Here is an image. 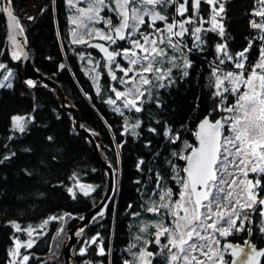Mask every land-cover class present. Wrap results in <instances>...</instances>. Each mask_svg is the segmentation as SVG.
Masks as SVG:
<instances>
[{
  "label": "trees",
  "instance_id": "obj_1",
  "mask_svg": "<svg viewBox=\"0 0 264 264\" xmlns=\"http://www.w3.org/2000/svg\"><path fill=\"white\" fill-rule=\"evenodd\" d=\"M180 2L178 0L175 6H157V10L168 16V22H172L173 17L183 20L192 15L191 0L186 5L189 12L184 17L176 13ZM220 2L224 5L221 16L224 36L211 31L210 7L202 1L198 15L193 16L194 22L186 24L189 32L178 37L182 41L179 48L166 49L167 59L174 58L178 66L172 68L173 83L169 85L165 80L167 86L153 89L151 96L145 92L139 102L141 111L136 112L117 102L115 105L107 102L115 99L113 87L124 88L111 79L109 72L111 68L118 78L121 77L122 73L114 67L118 58L110 64L96 51L87 50L88 44L78 45L71 41L72 11L66 0H12L15 16L24 29L32 65L60 86L77 109L79 126L98 138L101 156L115 172V199L74 246L75 251L85 238L98 236L104 253L97 252V244L82 256L73 251L77 264L85 261H88L86 264H125V261L138 264L141 251L158 252L154 225L162 220L167 226L173 217L164 208L160 213L146 209L155 206L154 202L166 203L167 199L160 201L159 195L168 189L173 193L171 200L178 199L179 177L186 176L182 171L186 160L179 156L190 155L197 147L196 131L200 120L209 116L215 121L224 116L219 110L222 97L213 94L216 91L213 70L221 65L232 69L233 63L241 60L239 53L246 48L244 63L251 69L259 62L260 50L264 47L261 39L264 27L253 26L264 25V15L256 14L264 12V0ZM109 12L106 9L104 15H111L112 24L116 25L118 15L115 11ZM157 24L165 27L164 22L157 21ZM195 27L201 28L197 34L200 41L194 38ZM141 30L149 31L143 25ZM222 40L226 41V53L218 55L216 46ZM122 46V41L118 42L117 50ZM185 59L191 65L188 68L184 67ZM221 59L223 64L219 63ZM0 64L4 65L0 68V78L4 80V76L11 73L5 84L11 87L0 89V264H19L24 255L30 257L25 264H64L65 238L79 218L103 198L106 175L91 144L75 131L72 114L61 107L47 88L39 85L30 88L24 83L19 64L8 55L6 18L2 11ZM162 67L171 66L166 60ZM92 69L99 73L96 84ZM185 71L187 76L183 75ZM229 101L226 106H230ZM117 108L120 111H116ZM16 116L23 117L22 132L12 119ZM74 176L94 190L88 195L77 192L73 198L68 188ZM259 192L264 193L263 186ZM62 215L66 216L59 234L55 224L48 225L46 232H38L32 239L24 233L50 217ZM14 224L21 230L17 231ZM145 227L147 230L141 232ZM243 227L245 230L233 231L221 242L229 240L243 244L249 240L257 248H264V232L260 231L264 220L255 218L252 223L243 220ZM55 237H58L57 243ZM15 240L22 246L17 260L11 263ZM29 240H34L33 246H23ZM42 256L45 258H40ZM223 257L225 264H230L228 250L224 249ZM261 264H264V257Z\"/></svg>",
  "mask_w": 264,
  "mask_h": 264
},
{
  "label": "snow or ice",
  "instance_id": "obj_2",
  "mask_svg": "<svg viewBox=\"0 0 264 264\" xmlns=\"http://www.w3.org/2000/svg\"><path fill=\"white\" fill-rule=\"evenodd\" d=\"M204 2L212 6L211 31L219 29V35L223 36V24L217 20V17H220L221 13L224 12L223 3L220 0H204ZM114 3L116 7L113 11L118 12L119 23L113 25L111 18H108L106 20L107 32L104 29H99L95 30L94 34L110 45L117 44L119 40L127 41L131 47L109 51L108 47L103 44L90 46L97 47L105 53L110 64L115 62L117 56L128 61L127 67H122L119 63L115 65L123 73L122 77L118 78L111 68H109V72L113 81L131 85V87L126 91H118L113 87L111 91L115 93V99H109L107 102L115 105L117 100L122 99L125 108L140 112L141 107L137 104L138 97H143L145 92L151 96L153 89L166 87L165 80L169 85L173 83L172 67L178 66L175 64L174 58L167 59L169 53L166 49L179 48L182 41H174L173 38H182L189 32L185 25L194 22L193 16L198 15L201 0H191L192 15L183 20H176L173 17L172 22H168V16L161 14V11L157 10V6L161 8L167 5L175 6L178 0H114ZM188 3L189 0H183V3L178 4L176 7L177 15L184 17L185 13L189 12V7H186ZM217 4L219 5L218 8L216 7ZM100 6H106L105 0H93L87 10L80 9V12L82 14L95 13V15H88V20L104 19L99 17ZM0 11L7 12L11 17L14 30L18 28L21 33L24 31L20 27L18 18L13 15L10 9L5 7ZM256 14L264 15V12ZM145 17L148 19L146 20ZM157 21L164 22L165 27L161 28ZM142 25L146 26L149 31H142ZM79 26L85 29L88 27L83 22ZM253 26L264 27L260 24H253ZM177 27L180 29L179 31H175ZM200 31V27H195L193 30L197 41L201 40L200 36L196 35ZM87 34L93 35L92 32H87ZM73 36L76 37L75 31ZM11 39L13 43H16L15 35H12ZM261 39H264V36ZM73 43L86 44L87 41L81 36L74 39ZM216 47L218 52L224 51L226 53V45L218 44ZM137 49L139 52L136 51ZM247 51L246 48L239 53L241 60L235 63L237 69L244 68L242 61L246 59L245 52ZM21 55L22 52L19 50L13 53L16 59H19ZM166 60L172 67L166 69L162 67ZM219 63L223 64L224 60L221 59ZM190 66V63L185 59L184 67ZM3 67L4 65L0 64V68ZM60 67L63 68L64 65H60ZM255 69H260L261 72H257ZM216 71V69L213 70V75L215 76L217 91L213 94L226 99L223 96L224 93H236L235 103L231 106H224L222 109L225 112L236 114L231 117H222L215 122H210L208 118H205L199 124V130L196 132L199 147L193 148L190 155L179 156L180 159L187 161V166L182 169L186 176L179 177L178 182L181 191L178 193V199L172 201L173 193L171 189H168L159 195L160 201L167 199L166 203L156 204L154 202L155 206L146 209L149 212L160 213V209L164 208L173 217L167 226L162 220L154 225L156 228L155 243L159 244L160 237L166 236L167 243L163 247L171 254L170 258L173 262L183 259L185 264H225L224 257L215 247L221 243L216 235L228 237L233 234V231L245 230L243 220H247L249 214L243 212V220H241L242 210L252 209L256 204L264 206V198H259L257 192V189L262 188L261 179H264V47L260 50L259 62L249 75L245 76L244 72L229 71L221 76L216 75ZM10 75V72L5 75L4 80H8ZM183 75L187 76V71ZM226 81L229 86H225ZM26 83L29 86L34 84L32 80H28ZM241 84L247 88V91L240 92L238 86ZM5 86L11 87L10 84L0 83V87ZM143 86L148 87L141 91ZM97 91L99 92V87H97ZM129 96L133 98L128 99ZM116 111H120V109L117 108ZM12 119L15 126L21 132L24 131L23 117L16 116ZM225 125H228L229 134L222 132ZM176 139L179 137L177 136ZM174 155L177 154L174 153ZM237 172L239 175L236 174ZM250 173L260 174L261 178L248 179ZM224 186H227L229 190H226ZM79 187L84 195H88L90 191L94 190L91 185L87 187L80 185ZM235 189H239V191H235ZM68 192L72 193L73 198H75V193L71 187L68 188ZM237 205H239V210ZM260 214L264 216V210H261ZM100 215L103 213L101 212ZM161 215L163 214L161 213ZM50 219L55 220L57 217ZM238 220L241 221L240 224H237ZM44 223L47 224L48 220H45ZM14 227L17 231L21 230L18 224H14ZM146 230L147 227L140 231ZM27 231L28 235L31 236L34 230L29 227ZM80 231L82 232L83 229ZM260 231L264 232V227ZM203 233L211 234L205 235ZM95 242L96 238L90 241V243ZM33 243L34 241L29 240L23 246L31 248ZM245 244L250 249L248 252H245L244 248L232 244H226L222 247L225 250L232 249V255L236 257L243 253L241 264H259L257 258L264 255V251L257 250L248 241H245ZM21 246L20 241L17 240L16 250L11 254L19 255L18 250ZM85 252L86 248H82L81 254ZM103 253L104 249L101 247L100 254ZM195 253L199 255H195ZM152 255L153 253L148 251L139 253L144 264H151L149 257ZM22 259L27 261L29 257L24 255ZM125 264H129V262L125 261ZM231 264H236V261H231Z\"/></svg>",
  "mask_w": 264,
  "mask_h": 264
},
{
  "label": "rangeland",
  "instance_id": "obj_3",
  "mask_svg": "<svg viewBox=\"0 0 264 264\" xmlns=\"http://www.w3.org/2000/svg\"><path fill=\"white\" fill-rule=\"evenodd\" d=\"M204 2V0H201V2ZM66 2L69 4V6L71 7V14H70V23H71V25H72V27H71V29H70V37H71V41L73 42V40L74 39H76V38H79V37H83V39L85 40V41H87V43L86 44H82V43H74V44H78V45H84V46H86L87 44H89L90 42H92V41H95V40H100L98 37H96L95 36V30H99V29H104L106 32H107V25H106V20L108 19V18H111V15H109V16H105L104 15V11L107 9L108 11H110L109 13H115L116 12V14L118 15V12L117 11H113V9L116 7V5H115V3H114V0H105V5L106 6H100L99 7V17H102V18H104V19H99V18H97L96 20H88L87 19V16L88 15H95V13H87V14H82L81 12H80V9H84V10H87L88 9V7H89V5L90 4H92L93 3V0H66ZM180 3H183V0H181V2ZM209 7H210V11H211V14H210V17H209V27L210 28H212V24H211V16H212V6L211 5H209ZM216 7L218 8L219 7V5L217 4L216 5ZM0 8L2 9V7H1V0H0ZM221 16H222V13H221ZM221 16L220 17H217V20L218 21H220V22H222V20H221ZM145 19L147 20L148 19V17H145ZM111 20H112V18H111ZM73 21H76V23H73ZM81 22H83L84 24H86L88 27H87V29H85V28H83V27H80L79 25L81 24ZM204 22V19L202 20V23ZM103 24V26L101 27L100 26V24ZM119 23V19H118V21H117V24ZM202 23L200 24V26H202ZM223 24V23H222ZM142 27V26H141ZM185 27H186V25H185ZM224 27V26H223ZM16 30H18L19 31V33H21L20 32V30L17 28ZM180 29L177 27L176 29H175V31H179ZM75 31V33H76V37H74L73 36V32ZM87 32H92L93 33V35L92 36H89L88 34H87ZM216 33L219 35V29H217L216 30ZM194 35V34H193ZM197 35V34H196ZM262 35L264 36V28L262 29ZM220 37H223V36H221V35H219ZM133 38H135V37H133ZM194 38H195V35H194ZM21 39L24 41V38H23V35L21 34ZM173 40L175 41V40H178V37H174L173 38ZM264 40V39H263ZM103 41V40H102ZM117 42H119V41H117ZM104 43H105V41H104ZM122 43H123V46L121 47V48H128V47H131V45L127 42V41H122ZM106 44L108 45V43L106 42ZM220 44H224V45H226V41L225 40H222L221 41V43ZM110 45V44H109ZM108 45V46H109ZM27 47V46H26ZM87 47V46H86ZM119 50V49H118ZM136 51H138L139 52V50L137 49ZM224 53V51H220V52H218L217 51V54L218 55H221V54H223ZM116 58H118L117 59V61H116V63H119L122 67H127L128 66V61L126 60V59H124L123 57H121V56H117ZM172 58V57H171ZM171 58L169 59V60H171ZM240 61V60H239ZM243 63H244V60L242 61ZM116 63H115V65H116ZM235 63L236 62H234L233 64V68L232 69H226V68H224V66L223 65H221V66H219L220 68H218L217 69V71H216V75H223L224 73H226V72H229V71H232V72H244L245 73V76H247V75H249L252 71H253V69H254V66L258 63H256L255 65H253L252 67H251V69L250 68H248V66H247V64L246 63H244V68L243 69H237L236 67H235ZM108 66H110V64H108ZM170 66L172 67V65L170 64ZM115 67V66H114ZM173 69L174 68H176V67H172ZM115 69L116 70H118L119 71V69H117L116 67H115ZM257 72H261V70L260 69H255ZM122 73V72H121ZM92 74H93V76H94V82H95V84L96 83H98V79H99V73L96 71V69H92ZM8 75V74H7ZM131 75V74H130ZM123 76V73H122V75H121V77ZM9 78H10V76H9ZM125 79H127V77H125ZM9 80V79H8ZM8 80H3V78H0V83H3L4 85L6 84V83H8ZM122 85H124V84H122ZM225 86H229L228 84H227V81L225 82ZM129 87H131V85H124V88H123V90H118V91H126ZM146 86H143L140 90L141 91H144V88H145ZM239 87V89H240V92H244V91H247V88L243 85V84H241V85H239L238 86ZM2 87H0V89H1ZM216 91H217V89H216ZM221 91H222V89H221ZM236 93H224L223 94V96L224 97H226V99H224L223 97H222V99H223V103H222V100H221V102L219 101V110H221V111H223L222 109H223V106H224V104H225V106H226V102L227 101H229V103H230V106L231 105H233L234 103H235V100H236ZM133 97H131V96H129L128 97V99H132ZM141 98L142 97H138V99H137V104H138V106H139V102H140V100H141ZM221 98V97H220ZM117 103H119V104H121V106H123L124 107V104H123V100L121 99V100H117L116 101ZM236 113H228V112H225V111H223V117H231V116H233V115H235ZM225 128H226V132H227V134H229V132H228V125H225ZM237 175H239V173L237 172L236 173ZM252 174V173H251ZM248 179H251V178H249V176H248ZM72 180H73V182H72V185H71V188L73 189V193H77V192H82V193H84L81 189H80V185H84L85 187H87V186H89L90 184H87V183H82L81 182V179L80 178H78V177H76V176H74L73 178H72ZM225 188H226V190H229V189H227V186H224ZM235 191H239V189H235ZM91 192V191H90ZM89 192V193H90ZM72 194V193H71ZM234 194H235V192H234ZM73 195V194H72ZM242 203L244 202L243 200L241 201ZM255 209L254 210H257L258 212H259V215L261 216V214H260V211L261 210H264V206H261V205H259V204H256L255 206ZM237 208H238V210H239V205H237ZM245 210V209H244ZM244 210H242V215H241V220L243 219V212H244ZM53 217H57V219H55V220H52V219H50V218H48L47 220H48V223L47 224H45L44 222L42 223V224H39L38 226H35V227H31V229H33L34 231H32V234H31V236H29L28 235V229H26L25 231H24V233L29 237V239H32L33 238V236H35V234L36 233H38V232H40V234H43L44 232H46V228L48 227V225H50V224H55L56 226L58 225V231H57V234H59L60 232H61V230H62V228H63V226H64V224H63V222H64V219L65 218H63V215L60 217V216H53ZM261 218H262V220H264V216H261ZM173 220V219H172ZM240 222V220H238L237 221V224ZM203 234H205V235H207V234H211V233H203ZM93 238H96V242L95 243H90V241L93 239ZM216 238L217 239H219L220 240V242H221V240L223 239V238H226V237H220V236H218V235H216ZM155 239H156V237H155ZM57 240H58V237H55V241H56V243H57ZM32 241H34V240H32ZM227 241H229V240H227ZM16 242H17V240H15V242H14V246H13V249H12V252L13 251H15L16 250ZM83 243L80 245V247L78 248V249H76L75 250V254L76 255H80V256H82V255H85V254H87V252H88V249H89V247H91V246H93L94 244H97V252L98 253H100V248H101V246H102V241H99V237L98 236H93V237H87V238H85L83 241H82ZM224 242H226V240H223L220 244H222V246H223V243ZM167 243V239H166V236H164V235H162L161 237H160V243L159 244H157V247H158V252H156V253H153V255L151 256V257H149V260L151 261V264H185V262L183 261V259H181V260H178V261H175V262H173V261H171V258H170V256H171V254L168 252V250L166 249V248H164L163 246L165 245ZM50 247H51V244H50ZM219 251H220V254L223 256L224 255V248L223 247H221L220 245H216L215 246ZM21 248V247H20ZM20 248H19V250H20ZM82 248H86V252L84 253V254H81V249ZM55 249L57 250V247L55 246ZM18 250V251H19ZM226 250H228V249H226ZM173 251H176L175 249H173ZM11 252V253H12ZM229 254V253H228ZM195 255H199L198 253H195ZM18 256L19 255H12L11 254V263L12 262H14L15 260H17V258H18ZM29 257V256H28ZM30 258V257H29ZM53 258V257H52ZM51 258V259H52ZM25 262H27V261H23V259H21V260H19V264H25ZM64 262V264H65V261H63ZM88 261H85V262H82L81 264H86ZM141 262H142V259L139 257L138 258V260H137V263L138 264H141ZM143 263V262H142ZM231 263V262H230ZM144 264V263H143Z\"/></svg>",
  "mask_w": 264,
  "mask_h": 264
},
{
  "label": "water",
  "instance_id": "obj_4",
  "mask_svg": "<svg viewBox=\"0 0 264 264\" xmlns=\"http://www.w3.org/2000/svg\"><path fill=\"white\" fill-rule=\"evenodd\" d=\"M1 7H2V9L5 7L10 9L12 11L13 15H15L13 7H12V0H11V2H9V0H1ZM2 13L4 14V16L6 18L8 55L13 62L19 64L20 74H21V77H22L24 83L30 88H36L39 86L47 88L58 99V101L61 104V107L64 110H66L67 112L72 114L75 131L78 134H80L81 136H83L91 144V146L93 147L95 157H96L101 169L105 172V175H106L107 188H106V192H105L103 198L99 201V203H97L93 208H91L88 212H86L83 216H81L79 218V222L73 228H71V230L67 234L65 241H64L63 254H64L65 264H77L75 256H74V252H73L75 244L87 233L92 222L97 217L102 216V215H100V213L102 212L104 214L107 211L110 204L115 199L116 191H117V182H116V178H115V172H114L113 168L111 167V165L103 160L101 153H100V149H99L98 138H95L93 132H91L90 130L85 129V128H81L79 126V116H78L77 109L68 100V98L66 97L65 93L60 88V86L56 82H54L53 80L43 76L32 65L30 58H29V55H28V52H27V47H26L27 46V39H26L24 31L21 34L23 35V38H24L25 49L17 46L15 43H13L11 36L14 35V32L16 29L15 30L13 29V22H12L11 17L8 15V13L3 12V11H2ZM20 27H22L21 24H20ZM95 44H103L106 47H108L109 51H112L109 48V46L102 41H93V42H90L86 47L88 49H94L99 54L100 57H102L104 60L108 61L105 53H103L97 47H91L90 46V45H95ZM18 50L22 52V55L20 56L19 59H16V58H14L13 53L18 51ZM28 80H32L34 82L33 86H29L26 83V81H28ZM205 118H208L210 120V122H215V121H212L209 118V116H205L202 120L199 121L198 126ZM217 120H219V119H217ZM198 130H199V127H197V131ZM196 139H197V147H199V140H198L197 136H196ZM186 166H187V161H186ZM65 216L66 215H63V218H65ZM81 229H83L82 232L80 231ZM248 242H250V241L248 240ZM226 244H232L233 246H238V247L244 248L245 252H248L250 250L249 247L245 243L240 244V243H234L231 241H226L223 243V245H226ZM250 244L254 245L251 242H250ZM256 249L260 250V251H264V248H257L256 247ZM228 253H229V256L231 257V261L235 260L236 264H241V260H242L243 255H244L243 253H241V255L239 257L232 255V249H228ZM263 257H264V255L257 258L259 264H261ZM40 258H45V256H42Z\"/></svg>",
  "mask_w": 264,
  "mask_h": 264
},
{
  "label": "flooded vegetation",
  "instance_id": "obj_5",
  "mask_svg": "<svg viewBox=\"0 0 264 264\" xmlns=\"http://www.w3.org/2000/svg\"><path fill=\"white\" fill-rule=\"evenodd\" d=\"M120 42V41H119ZM106 43V42H105ZM117 44H118V42H117ZM117 44H115V45H109V48L111 49V50H113V49H117ZM87 50H94V49H87ZM95 51V50H94ZM222 118V117H221ZM220 117L218 118V119H221ZM222 132H224L225 134H226V128L225 129H222ZM249 178H251V179H255V178H261V176H260V174H254V173H250L249 174ZM261 184H262V186L264 187V179H261ZM257 192H258V194H259V198H264V193H261V192H259V189H257ZM255 209V207H253L252 209H245L244 210V212H247L249 215H248V222L249 223H252V221L253 220H255V218H259V219H262L261 218V216L259 215V212L257 211V210H254ZM148 252H151V251H148ZM152 253V252H151ZM231 258V257H230ZM142 262H143V260H142ZM141 262V264H143Z\"/></svg>",
  "mask_w": 264,
  "mask_h": 264
},
{
  "label": "bare ground",
  "instance_id": "obj_6",
  "mask_svg": "<svg viewBox=\"0 0 264 264\" xmlns=\"http://www.w3.org/2000/svg\"><path fill=\"white\" fill-rule=\"evenodd\" d=\"M14 35H15V40H16L15 44L25 49V42L21 39V33H19L18 30H15Z\"/></svg>",
  "mask_w": 264,
  "mask_h": 264
}]
</instances>
